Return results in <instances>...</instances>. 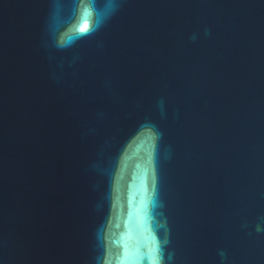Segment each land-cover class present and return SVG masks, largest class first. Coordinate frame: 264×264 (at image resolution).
Returning a JSON list of instances; mask_svg holds the SVG:
<instances>
[{"label":"water","instance_id":"obj_1","mask_svg":"<svg viewBox=\"0 0 264 264\" xmlns=\"http://www.w3.org/2000/svg\"><path fill=\"white\" fill-rule=\"evenodd\" d=\"M74 2L0 0V261L150 244L154 192L175 264H264V0Z\"/></svg>","mask_w":264,"mask_h":264},{"label":"clouds","instance_id":"obj_2","mask_svg":"<svg viewBox=\"0 0 264 264\" xmlns=\"http://www.w3.org/2000/svg\"><path fill=\"white\" fill-rule=\"evenodd\" d=\"M110 6H102L99 0H75L72 5V21L76 24L75 39L94 34L104 23L105 17L110 12ZM67 44L61 38V46ZM159 134L157 133L156 138ZM158 206L155 193L148 200L143 198L137 210L136 227L138 230H149L152 236L150 244H144L138 239L137 233L130 229L121 234V240L117 244V250L109 252L107 248L98 243L97 247L103 250L94 258V264H175L174 255L169 250V229L164 222L155 219L154 209ZM131 215V214H130ZM163 216V213H159ZM165 229L163 236L157 235V229ZM97 241H100V230H97ZM0 264H3L0 261Z\"/></svg>","mask_w":264,"mask_h":264},{"label":"snow or ice","instance_id":"obj_3","mask_svg":"<svg viewBox=\"0 0 264 264\" xmlns=\"http://www.w3.org/2000/svg\"><path fill=\"white\" fill-rule=\"evenodd\" d=\"M149 131H150V134L153 137V139H155L156 135H157L156 131H151V130H149Z\"/></svg>","mask_w":264,"mask_h":264}]
</instances>
